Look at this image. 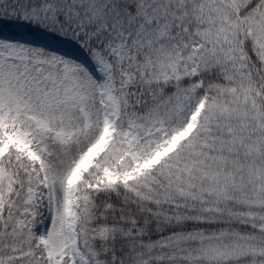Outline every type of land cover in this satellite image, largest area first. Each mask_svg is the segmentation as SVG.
<instances>
[{"label": "snow or ice", "instance_id": "1", "mask_svg": "<svg viewBox=\"0 0 264 264\" xmlns=\"http://www.w3.org/2000/svg\"><path fill=\"white\" fill-rule=\"evenodd\" d=\"M0 264H264V0H0Z\"/></svg>", "mask_w": 264, "mask_h": 264}]
</instances>
